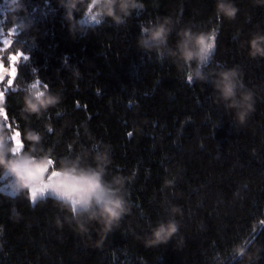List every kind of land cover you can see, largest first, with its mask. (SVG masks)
I'll list each match as a JSON object with an SVG mask.
<instances>
[{
    "label": "trees",
    "instance_id": "trees-1",
    "mask_svg": "<svg viewBox=\"0 0 264 264\" xmlns=\"http://www.w3.org/2000/svg\"><path fill=\"white\" fill-rule=\"evenodd\" d=\"M23 3L33 26L12 37L9 47L0 43V60L8 66L18 46L30 58L15 63V78L0 81V126L5 131L35 128L58 158L95 141L110 145V172L131 177V211L98 244L95 231L88 239L67 224L58 227L64 213L51 200L33 207L22 196L0 193V264H232L230 249L244 239L250 252L259 249L257 264H264V59L248 58L240 46L253 32L264 31V6L235 0L240 11L229 22L217 20L215 0H142V13L125 25L105 22L73 37L57 0ZM6 15L0 0L5 35ZM165 16L178 19V28L218 31L212 66H238L257 94L243 126H235L231 115L212 103L209 85L190 86L170 60L157 61L155 54L138 50L139 24ZM175 39L173 33L169 43ZM32 68L63 96L58 109L39 120L25 119L20 110L23 81L34 79ZM69 68L79 69V76ZM17 84L21 89L13 92ZM49 122L51 134L44 128ZM168 175L177 182L161 191ZM170 203L183 212L177 217L179 233L167 245L145 247L149 225L167 218L164 209Z\"/></svg>",
    "mask_w": 264,
    "mask_h": 264
},
{
    "label": "clouds",
    "instance_id": "clouds-1",
    "mask_svg": "<svg viewBox=\"0 0 264 264\" xmlns=\"http://www.w3.org/2000/svg\"><path fill=\"white\" fill-rule=\"evenodd\" d=\"M4 3L10 27L5 35V28L0 26V38H3L2 42L7 48L13 43L12 37L30 31L33 25L25 18L27 10L23 0H4ZM254 3L264 6V0H254ZM57 4L63 9V19L73 37L84 35L105 22L120 27L134 14L139 16L144 9L142 0H57ZM239 11L235 0H215L217 20L234 21ZM19 13H24V16H19ZM178 24V19L169 16L141 22L136 47L146 55L155 54L157 61L170 60L190 86L209 85L212 103L230 114L235 126H243L255 109L257 94L244 83L243 73L238 66L226 68L219 62L212 66L218 31H197L189 26L178 28ZM173 33L176 39L174 44H170ZM240 46L246 49L248 58L264 59V31L253 32L247 40L240 42ZM20 49L18 46L17 54L10 58L13 64L19 62L20 56H24L25 62L30 58ZM64 64L69 67L67 60ZM69 70L74 76L80 74L79 69ZM31 72L34 79L23 81L24 95L20 110L25 114V119L35 117L39 120L51 109H58L63 96L41 81L36 75V68H32ZM6 73L0 60V76ZM17 73L18 69L12 67L11 76L14 78ZM12 84L11 79L8 86ZM20 89L21 85L17 84L12 91ZM3 95L0 92V97ZM0 111L4 112V108L0 107ZM61 112L58 110L56 114L60 115ZM44 128L48 134L54 131L50 122ZM85 134L92 139L86 128ZM43 141V134L35 128L5 131L0 126V181L7 182L6 194L10 197L22 196L33 207L38 202L51 200L64 213L63 219L56 220L58 227L67 224L75 233L88 239L95 231L97 243L102 244L131 211L127 190L131 177L110 172L113 161L108 144L95 141L88 147L81 146L73 156L58 158L53 148L43 146ZM68 148L72 152L71 144ZM176 182L174 175L165 176L161 191L171 190ZM5 188H0V193H5ZM164 212L167 218L157 221L155 225L150 224L144 234L145 247L167 245L179 233L181 224L177 217H182V209L170 203ZM13 214L19 216L15 209ZM250 244L244 239L233 245L229 252L232 264L236 261L257 264L259 249L256 253L250 252Z\"/></svg>",
    "mask_w": 264,
    "mask_h": 264
},
{
    "label": "rangeland",
    "instance_id": "rangeland-1",
    "mask_svg": "<svg viewBox=\"0 0 264 264\" xmlns=\"http://www.w3.org/2000/svg\"><path fill=\"white\" fill-rule=\"evenodd\" d=\"M2 40H3V38H0V43H3ZM13 65L14 64H13L12 61H11V63L8 66H5L3 64V67H4V69L7 70V73L4 76H0V80H2L4 77H11L12 78V76H11V68L13 67ZM6 183H7L6 181H0V188H5ZM6 192H7V189L5 188V193Z\"/></svg>",
    "mask_w": 264,
    "mask_h": 264
},
{
    "label": "snow or ice",
    "instance_id": "snow-or-ice-1",
    "mask_svg": "<svg viewBox=\"0 0 264 264\" xmlns=\"http://www.w3.org/2000/svg\"><path fill=\"white\" fill-rule=\"evenodd\" d=\"M20 58H22L23 61H24V56H20ZM13 67H14V68H17V67L15 66V64L13 65ZM16 76H17V74L14 75V78H15ZM77 107H79V104H78V103H77ZM128 135L131 136L132 133L129 132ZM260 223H261L262 225H264V220H261ZM253 231H255V228H253Z\"/></svg>",
    "mask_w": 264,
    "mask_h": 264
}]
</instances>
